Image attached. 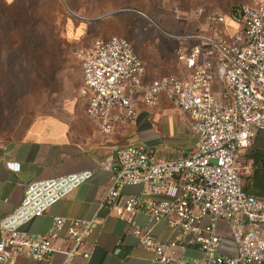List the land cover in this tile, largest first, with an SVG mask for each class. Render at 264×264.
<instances>
[{
    "label": "built area",
    "instance_id": "1",
    "mask_svg": "<svg viewBox=\"0 0 264 264\" xmlns=\"http://www.w3.org/2000/svg\"><path fill=\"white\" fill-rule=\"evenodd\" d=\"M206 19L225 26L226 34L218 35L215 28L208 35L172 36L178 42L176 58L184 66L182 77L166 74L144 81L146 62L119 36L96 38L81 52L79 94L86 115L101 133H113L135 117L137 100L153 106L164 94L185 115L197 139L195 147L168 160L143 144L113 146L104 167L110 183L94 214L87 219L55 216L43 234L30 233L24 225L87 181L93 171L29 182L20 204L0 219V262L14 264L25 256L48 264L57 251L70 260L97 227L98 210L107 207L123 217L136 246L151 251L159 263L264 264V199L244 188L253 160L242 154L264 129V0H243L231 14L210 12ZM8 165L19 168L18 163ZM125 186L142 189L122 194ZM137 213L166 223L174 238L153 237L135 222ZM219 221L234 241L233 253L220 250ZM64 226L70 243L65 251L54 244ZM190 245L198 246L199 256L186 259L173 252ZM120 250L118 245L115 253Z\"/></svg>",
    "mask_w": 264,
    "mask_h": 264
},
{
    "label": "crops",
    "instance_id": "2",
    "mask_svg": "<svg viewBox=\"0 0 264 264\" xmlns=\"http://www.w3.org/2000/svg\"><path fill=\"white\" fill-rule=\"evenodd\" d=\"M180 66L182 74L178 77L185 74L184 66L181 63ZM152 79L145 71L143 80ZM134 106L137 111L135 117L125 125L117 126L110 134L101 133L88 118L85 109L87 119L80 122L53 116L22 119L13 134L0 142V219L20 204L29 182L84 170H92V176L43 215L26 223L24 229L43 234L55 216L90 218L110 183V173L104 167L112 157L113 146L143 144L153 149L157 157L168 160L179 158L195 147L197 139L188 128L185 115L166 95L160 94L153 106L140 100ZM242 154L253 159L252 154L256 159V176L247 187L248 192L264 199V129L257 131ZM8 163H18L19 168L12 169ZM141 189V186H125L121 193L135 194ZM98 217L97 227L86 238L77 255L66 261L65 253L57 251L48 264H164L154 261L151 251L136 246L137 239L126 232L123 217L116 216L107 207L98 210ZM134 220L158 240H172L175 236L174 230L166 223H155L144 213H137ZM217 231L222 236L221 252L233 253L235 244L223 221L218 222ZM54 244L64 251L69 248L65 226ZM118 245L121 250L115 253ZM86 251L91 253L87 259L82 256ZM173 252L186 259L200 255L196 245L176 248ZM14 264L39 263L21 256Z\"/></svg>",
    "mask_w": 264,
    "mask_h": 264
},
{
    "label": "rangeland",
    "instance_id": "3",
    "mask_svg": "<svg viewBox=\"0 0 264 264\" xmlns=\"http://www.w3.org/2000/svg\"><path fill=\"white\" fill-rule=\"evenodd\" d=\"M240 1L0 0V142L22 119H87L79 94L81 52L94 39L130 41L150 79L180 76L172 36L208 35L215 28L225 35V26L209 23L206 15L228 13Z\"/></svg>",
    "mask_w": 264,
    "mask_h": 264
},
{
    "label": "trees",
    "instance_id": "4",
    "mask_svg": "<svg viewBox=\"0 0 264 264\" xmlns=\"http://www.w3.org/2000/svg\"><path fill=\"white\" fill-rule=\"evenodd\" d=\"M241 2V1H240ZM240 2H237V3H240ZM237 3H234L232 6H231V8H230V10H229V12L228 13H226V14H231V12H232V10H233V8H234V6L237 4ZM81 19H84V18H81ZM88 21H90V22H97V21H99V20H101V18H98V19H87ZM103 38V37H102ZM130 42V41H129ZM131 43V42H130ZM131 45H132V43H131ZM132 48H133V45H132ZM133 50H134V48H133ZM135 52V51H134ZM253 159V173H252V175H251V177L249 178L250 180L248 181V183H246L245 184V186H244V188H245V190L246 191H249L248 189H247V187H249V185H251L252 183H253V181H254V179H255V176H256V170H255V164H256V159H255V156L254 155H250Z\"/></svg>",
    "mask_w": 264,
    "mask_h": 264
},
{
    "label": "water",
    "instance_id": "5",
    "mask_svg": "<svg viewBox=\"0 0 264 264\" xmlns=\"http://www.w3.org/2000/svg\"><path fill=\"white\" fill-rule=\"evenodd\" d=\"M102 16H99V17H96V18H94V19H98V18H101Z\"/></svg>",
    "mask_w": 264,
    "mask_h": 264
}]
</instances>
